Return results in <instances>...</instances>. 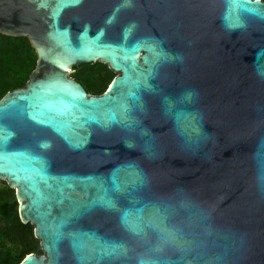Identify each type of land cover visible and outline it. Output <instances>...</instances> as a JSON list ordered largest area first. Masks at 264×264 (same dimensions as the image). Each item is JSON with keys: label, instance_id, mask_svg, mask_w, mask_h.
I'll list each match as a JSON object with an SVG mask.
<instances>
[{"label": "water", "instance_id": "95a60500", "mask_svg": "<svg viewBox=\"0 0 264 264\" xmlns=\"http://www.w3.org/2000/svg\"><path fill=\"white\" fill-rule=\"evenodd\" d=\"M0 33L37 56L0 99V180L42 251L19 264H264V0H0ZM94 62L101 94L69 75Z\"/></svg>", "mask_w": 264, "mask_h": 264}, {"label": "trees", "instance_id": "16d2710c", "mask_svg": "<svg viewBox=\"0 0 264 264\" xmlns=\"http://www.w3.org/2000/svg\"><path fill=\"white\" fill-rule=\"evenodd\" d=\"M37 56L26 36L0 33V99L10 90L22 87L36 65ZM72 76L91 94H100L115 74L106 64L84 63L73 67ZM41 249L34 227L18 216L15 190L2 181L0 185V264H19L28 253Z\"/></svg>", "mask_w": 264, "mask_h": 264}, {"label": "clouds", "instance_id": "9594fccd", "mask_svg": "<svg viewBox=\"0 0 264 264\" xmlns=\"http://www.w3.org/2000/svg\"><path fill=\"white\" fill-rule=\"evenodd\" d=\"M139 215L144 222V225L153 232L156 233L157 246L159 248H164L167 246H182L184 244V238L182 230L178 225H169L164 219H161L154 209H140L136 213ZM122 223L130 231L139 234L143 229L140 225L136 223L134 219L131 218L130 214H125L122 218ZM139 264H151L147 259H141Z\"/></svg>", "mask_w": 264, "mask_h": 264}, {"label": "flooded vegetation", "instance_id": "af4514ba", "mask_svg": "<svg viewBox=\"0 0 264 264\" xmlns=\"http://www.w3.org/2000/svg\"><path fill=\"white\" fill-rule=\"evenodd\" d=\"M81 65V64H80ZM75 67H78V66H75ZM72 73H73V68L69 71V75L72 77V78H74L73 76H72ZM75 79V78H74ZM76 80V79H75ZM77 81V80H76ZM81 84V83H80ZM82 85V84H81ZM85 89V88H84ZM106 90V89H105ZM104 90V91H105ZM103 91V92H104ZM91 94V93H90ZM101 94V93H100ZM41 249V248H40ZM42 253V252H41ZM36 254H39V253H36Z\"/></svg>", "mask_w": 264, "mask_h": 264}, {"label": "rangeland", "instance_id": "374dc122", "mask_svg": "<svg viewBox=\"0 0 264 264\" xmlns=\"http://www.w3.org/2000/svg\"><path fill=\"white\" fill-rule=\"evenodd\" d=\"M113 73H114V72H113ZM114 74H115V73H114ZM2 181H3V180H0V185L2 184Z\"/></svg>", "mask_w": 264, "mask_h": 264}]
</instances>
